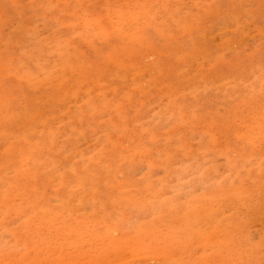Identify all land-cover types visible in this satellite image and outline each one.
Instances as JSON below:
<instances>
[{"label": "rangeland", "instance_id": "374dc122", "mask_svg": "<svg viewBox=\"0 0 264 264\" xmlns=\"http://www.w3.org/2000/svg\"><path fill=\"white\" fill-rule=\"evenodd\" d=\"M0 264H264V0H0Z\"/></svg>", "mask_w": 264, "mask_h": 264}, {"label": "bare ground", "instance_id": "6f19581e", "mask_svg": "<svg viewBox=\"0 0 264 264\" xmlns=\"http://www.w3.org/2000/svg\"><path fill=\"white\" fill-rule=\"evenodd\" d=\"M172 258V257H171Z\"/></svg>", "mask_w": 264, "mask_h": 264}]
</instances>
